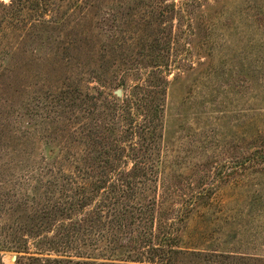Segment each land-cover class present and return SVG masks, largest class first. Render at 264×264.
<instances>
[{"label": "rangeland", "instance_id": "rangeland-1", "mask_svg": "<svg viewBox=\"0 0 264 264\" xmlns=\"http://www.w3.org/2000/svg\"><path fill=\"white\" fill-rule=\"evenodd\" d=\"M116 178L140 190L96 208ZM18 261L264 264V0H0Z\"/></svg>", "mask_w": 264, "mask_h": 264}, {"label": "trees", "instance_id": "trees-1", "mask_svg": "<svg viewBox=\"0 0 264 264\" xmlns=\"http://www.w3.org/2000/svg\"><path fill=\"white\" fill-rule=\"evenodd\" d=\"M128 102L129 101H127L126 104H128ZM137 185L138 184H132V182L125 181L121 178H116V180H112L111 182L105 181L104 186L97 187L102 194L99 196V200L96 201V208H125L122 201L128 200L135 190H140ZM82 189H84V187H82ZM128 207L133 208L132 206ZM135 208H137V206ZM152 250L157 251L154 247ZM18 264L22 263L18 261Z\"/></svg>", "mask_w": 264, "mask_h": 264}, {"label": "water", "instance_id": "water-1", "mask_svg": "<svg viewBox=\"0 0 264 264\" xmlns=\"http://www.w3.org/2000/svg\"><path fill=\"white\" fill-rule=\"evenodd\" d=\"M115 94H116V96H120V91L117 90V91L115 92Z\"/></svg>", "mask_w": 264, "mask_h": 264}]
</instances>
